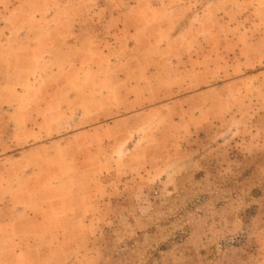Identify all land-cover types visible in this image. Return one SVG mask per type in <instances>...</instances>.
Masks as SVG:
<instances>
[{"label":"rangeland","instance_id":"1","mask_svg":"<svg viewBox=\"0 0 264 264\" xmlns=\"http://www.w3.org/2000/svg\"><path fill=\"white\" fill-rule=\"evenodd\" d=\"M0 264H264V0H0Z\"/></svg>","mask_w":264,"mask_h":264},{"label":"crops","instance_id":"2","mask_svg":"<svg viewBox=\"0 0 264 264\" xmlns=\"http://www.w3.org/2000/svg\"><path fill=\"white\" fill-rule=\"evenodd\" d=\"M100 178H101V177H99L98 179H100ZM89 188H90V187H86L85 189H86L87 191H89ZM86 190H85V191H86Z\"/></svg>","mask_w":264,"mask_h":264}]
</instances>
